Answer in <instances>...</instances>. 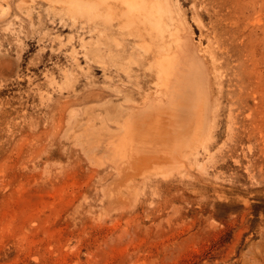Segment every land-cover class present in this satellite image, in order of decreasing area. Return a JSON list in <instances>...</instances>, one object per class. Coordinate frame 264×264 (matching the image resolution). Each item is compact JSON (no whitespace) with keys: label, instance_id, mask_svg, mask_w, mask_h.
Masks as SVG:
<instances>
[{"label":"rangeland","instance_id":"374dc122","mask_svg":"<svg viewBox=\"0 0 264 264\" xmlns=\"http://www.w3.org/2000/svg\"><path fill=\"white\" fill-rule=\"evenodd\" d=\"M167 1L222 94L207 147L185 135L128 167L102 147L151 94L155 55L109 66L67 3L4 4L0 264H264V0Z\"/></svg>","mask_w":264,"mask_h":264},{"label":"bare ground","instance_id":"6f19581e","mask_svg":"<svg viewBox=\"0 0 264 264\" xmlns=\"http://www.w3.org/2000/svg\"><path fill=\"white\" fill-rule=\"evenodd\" d=\"M60 1L67 3L73 21L79 23L81 28L85 25L84 28L92 33L93 41L88 53L96 59L103 48L109 66L126 70L133 54L143 60H149L153 55L156 58L153 65L149 64L157 80L153 82L151 94L144 96L136 108L132 107L136 110H131L123 119V123H119L117 133L109 134V146L103 144L102 148L105 146L106 150L109 149L121 157V160L124 159L123 163L128 167V164H132V159L138 161L144 157H141L144 147L152 150L153 145L171 144L173 148L176 144L174 142L187 141L183 138L185 135L186 138L192 136L191 143L193 135L197 133L200 142L198 146H208V141L205 140L211 125L210 116L214 115L215 107L211 98L217 90L211 86L210 80L201 70V64L187 44L188 40L182 37L178 26L172 22L173 17L168 10L167 0ZM4 4H10V0H0V14L5 9ZM130 40L133 44L129 49L127 41ZM127 53L129 56L125 55ZM218 84L221 85L222 81ZM217 94L218 97L221 96V87L218 88ZM190 120L193 123L185 125ZM112 153L110 157H113ZM151 155L155 157V154ZM169 158L172 159L170 156ZM166 163L168 162L165 160ZM127 167H124V170ZM132 167L135 168L133 165ZM133 168L132 171H135ZM125 187L126 185L124 189Z\"/></svg>","mask_w":264,"mask_h":264}]
</instances>
